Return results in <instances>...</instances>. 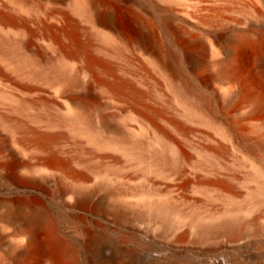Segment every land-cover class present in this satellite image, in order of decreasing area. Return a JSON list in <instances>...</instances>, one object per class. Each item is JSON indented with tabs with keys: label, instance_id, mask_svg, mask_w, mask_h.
<instances>
[{
	"label": "bare ground",
	"instance_id": "obj_1",
	"mask_svg": "<svg viewBox=\"0 0 264 264\" xmlns=\"http://www.w3.org/2000/svg\"><path fill=\"white\" fill-rule=\"evenodd\" d=\"M170 13L127 0H0V171L35 189L50 184L53 198L70 195L69 207L106 209L121 193L90 180L133 178L139 168L180 173L188 159L185 136L175 140L172 129L187 135L195 130L188 121L210 120L183 80V62L200 67L199 51L209 46L175 25ZM210 48L220 49L216 40ZM217 83L224 96L241 86L230 70ZM254 101L263 105V97ZM172 209L147 205L149 216L169 228ZM25 216L26 242L54 254L62 239L55 234L43 242L39 233L47 211ZM225 217L194 221L197 236L238 231V214Z\"/></svg>",
	"mask_w": 264,
	"mask_h": 264
},
{
	"label": "rangeland",
	"instance_id": "obj_2",
	"mask_svg": "<svg viewBox=\"0 0 264 264\" xmlns=\"http://www.w3.org/2000/svg\"><path fill=\"white\" fill-rule=\"evenodd\" d=\"M127 1L168 7L175 25L209 46L199 51L200 67L183 62V80L204 102L210 120L188 121L195 130L187 135L172 129L175 140L185 136L188 159L180 173L147 174L139 168L133 178L90 180L88 185L105 184L121 193L109 209L69 207L70 195L53 198L50 184L35 189L0 171V264H264V0ZM243 37L251 39L242 43ZM212 40L219 52L211 50ZM228 70L241 86L224 96L217 80ZM256 96L263 97L259 108ZM221 145L219 154L212 151ZM161 202L174 208L172 228L148 214L147 205ZM39 208L48 213L39 230L43 242L55 234L62 239L52 255L24 238L25 214ZM234 213L238 231L197 236L194 221Z\"/></svg>",
	"mask_w": 264,
	"mask_h": 264
}]
</instances>
